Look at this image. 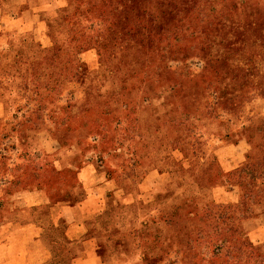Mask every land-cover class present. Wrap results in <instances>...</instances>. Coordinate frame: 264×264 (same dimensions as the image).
I'll use <instances>...</instances> for the list:
<instances>
[{
  "label": "rangeland",
  "instance_id": "rangeland-1",
  "mask_svg": "<svg viewBox=\"0 0 264 264\" xmlns=\"http://www.w3.org/2000/svg\"><path fill=\"white\" fill-rule=\"evenodd\" d=\"M26 9L55 13L19 33ZM1 229L264 264V0H0Z\"/></svg>",
  "mask_w": 264,
  "mask_h": 264
},
{
  "label": "crops",
  "instance_id": "crops-1",
  "mask_svg": "<svg viewBox=\"0 0 264 264\" xmlns=\"http://www.w3.org/2000/svg\"><path fill=\"white\" fill-rule=\"evenodd\" d=\"M38 11L41 10L31 12L26 9L25 12H21L22 14L11 13L13 14L10 20L11 28L22 33L33 29L35 13ZM21 232L13 229L0 230V264H89L85 261V253L78 249L83 240L81 230H48L44 251L33 244L36 242L35 235L25 240Z\"/></svg>",
  "mask_w": 264,
  "mask_h": 264
},
{
  "label": "trees",
  "instance_id": "trees-1",
  "mask_svg": "<svg viewBox=\"0 0 264 264\" xmlns=\"http://www.w3.org/2000/svg\"><path fill=\"white\" fill-rule=\"evenodd\" d=\"M18 2L19 1H21V0H17ZM37 1V3H44V2H50L51 0H36ZM20 4H22L23 5V3L22 2H20ZM42 13H44V15L46 14V16L49 18V17H52V15H54V13H55V11H53V10H44L43 12H42V10L41 11H38L37 13H35V19L38 21V25L39 26H41V24L42 23H40L39 22V19H40V15L42 14ZM16 30V29H15ZM19 33H21L20 31H18Z\"/></svg>",
  "mask_w": 264,
  "mask_h": 264
}]
</instances>
